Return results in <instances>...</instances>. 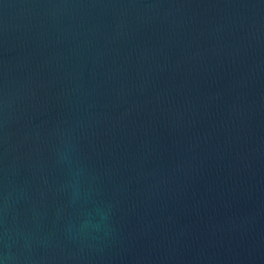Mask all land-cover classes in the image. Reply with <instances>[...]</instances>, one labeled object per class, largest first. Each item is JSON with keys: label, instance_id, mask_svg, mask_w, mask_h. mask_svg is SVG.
I'll use <instances>...</instances> for the list:
<instances>
[{"label": "water", "instance_id": "95a60500", "mask_svg": "<svg viewBox=\"0 0 264 264\" xmlns=\"http://www.w3.org/2000/svg\"><path fill=\"white\" fill-rule=\"evenodd\" d=\"M5 264H264V0H0Z\"/></svg>", "mask_w": 264, "mask_h": 264}, {"label": "clouds", "instance_id": "9594fccd", "mask_svg": "<svg viewBox=\"0 0 264 264\" xmlns=\"http://www.w3.org/2000/svg\"><path fill=\"white\" fill-rule=\"evenodd\" d=\"M0 264H5V260L4 259H0Z\"/></svg>", "mask_w": 264, "mask_h": 264}]
</instances>
